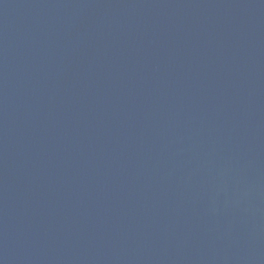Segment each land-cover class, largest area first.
<instances>
[{
  "label": "water",
  "instance_id": "95a60500",
  "mask_svg": "<svg viewBox=\"0 0 264 264\" xmlns=\"http://www.w3.org/2000/svg\"><path fill=\"white\" fill-rule=\"evenodd\" d=\"M0 264H264V0H0Z\"/></svg>",
  "mask_w": 264,
  "mask_h": 264
}]
</instances>
